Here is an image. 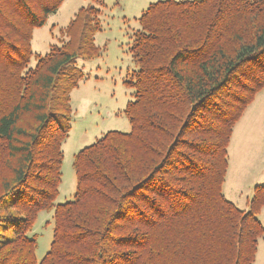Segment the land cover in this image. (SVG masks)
<instances>
[{
    "label": "trees",
    "instance_id": "1",
    "mask_svg": "<svg viewBox=\"0 0 264 264\" xmlns=\"http://www.w3.org/2000/svg\"><path fill=\"white\" fill-rule=\"evenodd\" d=\"M62 2L0 0V264H253L264 183L245 209L222 184L233 126L264 87V0L149 3L130 47V130L80 148L73 197L57 202L75 63L98 54L100 12L79 7L34 54L33 30ZM42 210L53 230L37 260Z\"/></svg>",
    "mask_w": 264,
    "mask_h": 264
},
{
    "label": "rangeland",
    "instance_id": "2",
    "mask_svg": "<svg viewBox=\"0 0 264 264\" xmlns=\"http://www.w3.org/2000/svg\"><path fill=\"white\" fill-rule=\"evenodd\" d=\"M156 0H63L50 13L44 25L32 32L31 49L44 53L59 44L61 30L79 7L91 4L99 8V29L94 35L98 54L89 60L77 59L75 67L83 74L70 92V130L62 142V180L57 202L73 197L75 174L73 155L108 130L128 132L130 123L124 108L132 99L133 88L127 85L130 73L136 69L131 45L139 29L138 18L147 5ZM31 58V64L34 63ZM227 169L222 184L224 196L237 207L245 209L253 186L264 183V87L255 95L235 122L227 146ZM264 225V206L257 215ZM52 210L40 211L30 235L35 239L34 254L40 260L52 239ZM257 261L264 262V235L259 238Z\"/></svg>",
    "mask_w": 264,
    "mask_h": 264
},
{
    "label": "crops",
    "instance_id": "3",
    "mask_svg": "<svg viewBox=\"0 0 264 264\" xmlns=\"http://www.w3.org/2000/svg\"><path fill=\"white\" fill-rule=\"evenodd\" d=\"M258 247H259V242H258V246H257V252H256V256H255V260H254V263L253 264H255V262L257 261V253H258ZM263 264H264V262H263Z\"/></svg>",
    "mask_w": 264,
    "mask_h": 264
}]
</instances>
